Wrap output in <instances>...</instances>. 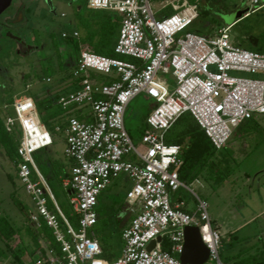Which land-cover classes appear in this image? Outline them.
Masks as SVG:
<instances>
[{
  "label": "built area",
  "instance_id": "2783aa9c",
  "mask_svg": "<svg viewBox=\"0 0 264 264\" xmlns=\"http://www.w3.org/2000/svg\"><path fill=\"white\" fill-rule=\"evenodd\" d=\"M87 7L120 17L114 52L130 60L82 51L71 70L74 88L58 96L62 108L83 116L70 117L64 128L56 129L63 132L64 154L73 163L62 185L79 217L78 230L34 160V153L52 147L55 138L33 98L14 100L12 115L5 118L7 131H19L17 176L38 210L32 220L40 227L44 219L60 245V251L49 246L37 264H182L185 227H198L210 260L225 264L219 253L222 234L213 226L209 204L181 180L182 147L167 144L166 134L188 113L221 150L240 125L264 116V78L246 76H264V53L235 45L231 26L212 35L190 32L200 16L193 0H87ZM68 37L78 39L79 33L62 34ZM139 95L154 100L155 106L137 146L125 127V115ZM0 109L7 111L8 106ZM121 175L132 183L126 194L131 219L121 233L122 254L110 262L102 258L92 229L99 222L100 195ZM193 182L202 185L200 179ZM181 189L195 197V209L180 197L172 198ZM152 241L155 246L148 250Z\"/></svg>",
  "mask_w": 264,
  "mask_h": 264
},
{
  "label": "rangeland",
  "instance_id": "374dc122",
  "mask_svg": "<svg viewBox=\"0 0 264 264\" xmlns=\"http://www.w3.org/2000/svg\"><path fill=\"white\" fill-rule=\"evenodd\" d=\"M193 1L204 11L193 27L201 28L205 34H213L232 24L236 16L248 13L233 25L231 40L246 50L264 53V0H260L257 6H253L250 0ZM253 9L256 10L253 12ZM107 13L88 9L87 0L11 1L0 15V107L8 106L7 111L0 109L4 123L6 116L12 115L15 97H42L44 93H53L64 87L72 71L64 68L63 61L70 60L75 51L72 44L63 40L62 34L78 31L77 40H86L88 16L97 19ZM108 14L112 18L116 15ZM13 38H18L19 42ZM115 59L130 60L119 55ZM246 76L264 78L262 75ZM47 78L51 82L48 83ZM152 106H155L154 100L139 95L127 109L125 127L137 146L141 143ZM256 122L258 124L254 125L249 135L242 137L235 131L226 147L218 151L220 166L232 173L224 185L218 186L216 181L201 180L202 185L183 181L208 202L213 226L221 228L219 253L225 264H264V116L256 118ZM56 138L55 144L50 147L51 156L64 162L69 169L64 154L63 132H57ZM17 170L0 145V218L8 217L14 226L21 228L19 236L11 240L0 234V251L5 255V259L0 257V264H16L15 254L22 257L21 251L32 252L47 243L46 238L31 235L33 229L39 228L32 220V215H36L38 210L20 182ZM32 180L37 181L33 171ZM131 184L125 175H121L102 192L96 207L100 220L92 232L98 240L105 238L110 252L117 256L122 254L123 248L118 234L120 212L128 207L122 205L118 210L116 204L125 201ZM53 193L60 208L73 214L70 196L60 181L54 183ZM179 197L190 209L196 208V199L189 191L181 189L172 195L173 199ZM48 207L61 222L50 200ZM106 217L111 219L109 227L103 226L102 220ZM61 231L67 234L62 222ZM206 264L217 263L209 260Z\"/></svg>",
  "mask_w": 264,
  "mask_h": 264
},
{
  "label": "trees",
  "instance_id": "16d2710c",
  "mask_svg": "<svg viewBox=\"0 0 264 264\" xmlns=\"http://www.w3.org/2000/svg\"><path fill=\"white\" fill-rule=\"evenodd\" d=\"M203 15L204 11H202L200 8L199 19ZM86 22V40L81 41L72 37L63 39L67 43L73 45L75 55L78 56L80 52L86 51L100 56L115 58L117 55L115 54L114 49L117 44V39L121 28L120 17L115 15V17L112 18L107 13L106 15H102L101 18L97 19H93V17L90 18V16H88ZM224 27L227 26L225 25ZM190 30L194 33L205 35V31L201 28L192 27ZM35 34L37 33L35 32ZM108 46H112V48L110 49ZM74 85L75 84L71 78V75H69V80L63 85L64 87H60V89L57 91L55 90L53 93H44V96L42 97H32L36 104L37 112L42 123L46 126L48 131L54 136L55 139L57 136L56 129L64 128L67 124L68 118L74 116L82 119L83 117L81 112L78 110L64 109L58 103L59 94L65 90L74 88ZM153 108L154 107L152 106V109ZM247 122H252L251 124L253 125L248 124ZM247 122L240 125L236 130L242 137L249 135V132L253 129L254 125L258 124L256 119H252ZM146 130L147 126L143 129V134L146 132ZM18 134V130L13 133L7 131L5 123L3 122L0 115V145L4 149L6 157L14 164L16 168L21 162V159L18 156ZM166 141L169 145H179L182 147L181 158L183 160V164L179 169L180 178L182 181L193 182L196 179H200L207 182L216 181L218 186H222L231 176L232 173L227 172L222 166H220L221 162L217 160V153L219 150L215 148L211 140L207 137L205 132L201 129L191 114L187 113L182 115L174 123L167 133ZM51 152L52 151L50 148L38 150L34 153V160L38 169L47 179L53 191L54 183L56 181H60L62 184V179L68 176V170L67 165L64 162L53 159ZM68 161L72 163V161ZM61 176L63 178H61ZM49 207L51 208V205ZM52 207L54 208L53 204ZM62 212L68 218L72 226L78 230L79 217L74 213H65L63 210ZM102 222L104 227H109L111 225L110 217L103 218ZM121 222L122 220L118 222V225L120 224L118 233L120 237L121 232L125 228V226L121 225ZM20 231L21 228L14 226L13 222L8 217L0 218V234L6 240H11L17 234L19 235ZM32 232V236H42L46 238L50 247L60 251V245L54 236L53 230L47 225L44 219H40V227L38 229H33ZM98 241L102 248V258L112 262L119 257L117 254L110 252V249L107 246V240L105 238H100ZM38 251H40V260H44L46 258L45 250L43 248H39L37 252ZM35 252L36 251H33L32 254H35ZM14 258L17 262L16 264H23L20 254H15Z\"/></svg>",
  "mask_w": 264,
  "mask_h": 264
},
{
  "label": "water",
  "instance_id": "95a60500",
  "mask_svg": "<svg viewBox=\"0 0 264 264\" xmlns=\"http://www.w3.org/2000/svg\"><path fill=\"white\" fill-rule=\"evenodd\" d=\"M12 0H0V15L8 8ZM243 18V15L236 16L237 20ZM185 241L183 252L180 255L182 264H206L210 260V250L204 244L198 227H185ZM160 240V239H159ZM155 246V241H152L148 246V250H152Z\"/></svg>",
  "mask_w": 264,
  "mask_h": 264
},
{
  "label": "crops",
  "instance_id": "0c3cea01",
  "mask_svg": "<svg viewBox=\"0 0 264 264\" xmlns=\"http://www.w3.org/2000/svg\"><path fill=\"white\" fill-rule=\"evenodd\" d=\"M62 15H64V14H62ZM248 15V13H246L245 15H243V17H245V16H247ZM239 20H237L235 23H233V24H230V25H228V26H231V27H233V25L234 24H236L237 22H238ZM232 29V28H231ZM206 35H212V34H206ZM80 55V54H79ZM78 55V56H79ZM78 56L77 55H74L70 60H66V62L65 61H63V65H64V68L65 69H69L70 71L72 70V68L74 67V65L76 64V60L78 59ZM48 79V78H47ZM30 85H28V87H29ZM25 97H31V96H25ZM20 97H15V100L16 99H19ZM32 98V97H31ZM57 137V136H56ZM57 139V138H56ZM55 139V140H56ZM54 144H55V142H54ZM53 144V145H54ZM50 148V147H49ZM67 160V159H66ZM68 165H69V169H67L68 170V176H69V174H70V171H71V168H72V163L71 162H69L68 161ZM67 176V177H68ZM67 177H64L62 180H64L65 178H67ZM122 205H126V208L128 207V209L127 210H125V211H122V212H120V219L123 221V226H125V227H127L128 225H129V222H130V219H131V215H130V213H129V206L127 205V201H126V199H125V201L123 202V203H119V204H116V206H118V210H120V208H121V206ZM216 227H218V229L221 231V228L219 227V225L218 226H216ZM122 233V232H121ZM17 237L19 236V235H16ZM119 238H120V236H119ZM49 247V243L47 242V243H45V245H43L42 246V248L45 250V253H46V251H47V248ZM34 251H36L35 252V254H32V252H28V251H21V253H22V257H21V260H22V263L23 264H37V262H38V260L40 259V251H38L37 252V250H34ZM122 253V252H121ZM3 253H0V257L1 256H4V259H5V255H2ZM120 256H121V254H120ZM119 256V257H120ZM118 257V258H119ZM117 258V259H118ZM116 260V259H115Z\"/></svg>",
  "mask_w": 264,
  "mask_h": 264
},
{
  "label": "flooded vegetation",
  "instance_id": "af4514ba",
  "mask_svg": "<svg viewBox=\"0 0 264 264\" xmlns=\"http://www.w3.org/2000/svg\"><path fill=\"white\" fill-rule=\"evenodd\" d=\"M64 17V16H63ZM13 39H16L17 42H19L18 38H13Z\"/></svg>",
  "mask_w": 264,
  "mask_h": 264
}]
</instances>
